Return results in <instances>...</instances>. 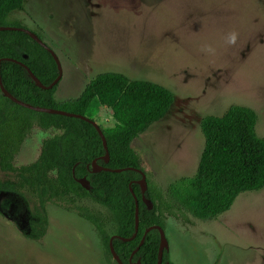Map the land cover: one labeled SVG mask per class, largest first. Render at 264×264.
<instances>
[{
    "label": "rangeland",
    "instance_id": "1",
    "mask_svg": "<svg viewBox=\"0 0 264 264\" xmlns=\"http://www.w3.org/2000/svg\"><path fill=\"white\" fill-rule=\"evenodd\" d=\"M11 19L55 54L56 101L75 98L103 72L171 91L166 114L130 143L167 200L165 189L195 171L202 117L219 116L230 105L246 107L264 139V0H23L6 22ZM93 120L102 129L114 124L104 106ZM48 135L32 126L13 164L32 162ZM45 209L48 224L38 241L23 235L25 207L0 212V264H110L90 223L55 204ZM163 221L173 264H264V187L238 194L214 219L182 211Z\"/></svg>",
    "mask_w": 264,
    "mask_h": 264
},
{
    "label": "trees",
    "instance_id": "2",
    "mask_svg": "<svg viewBox=\"0 0 264 264\" xmlns=\"http://www.w3.org/2000/svg\"><path fill=\"white\" fill-rule=\"evenodd\" d=\"M23 0H0V26L20 27L10 14L21 8ZM40 38L38 35H36ZM48 85L57 69L51 55L27 34L18 30H0V82L16 100L31 106L54 108L77 113L93 120L97 108H109L114 124L100 128L102 142L89 122L24 108L0 92V212L12 214L25 207L24 237L38 241L46 232L48 220L45 206L55 204L65 212L91 224L96 232L105 262L117 264H155L159 235L149 230L137 246L143 230L151 225L163 227L166 216L182 211L199 220H211L226 211L236 196L264 187V139L256 135V116L251 109L228 106L219 116L200 119L203 138L195 171L165 189L168 200L152 181L131 141L152 123L161 119L170 108L173 95L167 88L145 79H128L119 72H103L87 81L73 99L56 101ZM32 126L50 135L40 140L38 154L29 163L14 165V156ZM106 168L90 172V163ZM114 171L115 169H122ZM144 174V197L152 203L147 209L141 201L136 181ZM84 177L89 189L78 179ZM131 190V191H130ZM137 200V227L134 232V200ZM90 201L99 208L91 209ZM84 202V203H83ZM161 264H173L167 250L162 251Z\"/></svg>",
    "mask_w": 264,
    "mask_h": 264
},
{
    "label": "water",
    "instance_id": "3",
    "mask_svg": "<svg viewBox=\"0 0 264 264\" xmlns=\"http://www.w3.org/2000/svg\"><path fill=\"white\" fill-rule=\"evenodd\" d=\"M0 30H18V31L24 32L32 40H34L38 45H40L42 48H44L51 55L52 59L54 60L55 65H56V69H57V74H56L55 78L48 85H46V86L40 85L36 81L34 75L27 69V67L25 65L19 63L18 61H15V62H17L21 66H23L25 68L28 76L33 81H35L36 85L40 86L42 89H49V88H51L52 86H54L57 83V81H58V79L60 77V66H59V62H58L55 54L50 50V48L46 44H44L42 42V40L40 38H38L36 36V34H34L33 32H31V31H29V30H27L25 28H22V27H14V26H0ZM0 92H1V94L4 97L9 98L12 102H14V103H16V104H18V105H20V106H22L24 108H27V109H30V110H33V111H37V112H44V113H49V114H58V115H63V116H68V117H73V118H78V119L84 120L86 122H89L95 128V130H96V132H97V134H98V136H99V138H100V140L102 142V146H103V149H104V154L100 158L103 160V162H107V160H108V153H107V150H106L105 140H104L103 134L101 132V129L99 128V126L96 124V122L94 120L88 119L85 116L80 115V114H77V113L66 112L64 110L54 109V108H45V107L31 106L29 104L22 103V102L16 100L14 97H12L4 89V87L1 84V82H0ZM123 169H125V168L115 169L114 171H120V170H123ZM100 170H106V168H104L102 166H99L98 164L95 163L94 160L91 161V163H90V172H98ZM78 183L83 188L89 189L88 181L84 177L78 179ZM136 184L139 187L141 201L145 204V206H146L147 209H150L151 206H152V203H151V201L149 199L145 198L144 195H143V193H144V191L146 189V183H145L144 174L142 172H140V178L136 181ZM132 196H133V200H134V214H133V218H134V232H133L131 238L135 235L136 227H137V200H136V198H135V196L133 194H132ZM151 229H156L158 231V235H159V245H158V252H157V257H156L155 264H161L162 251L163 250H167V243H166V239H165L163 230L158 225H151V226H149V227H147V228H145L143 230V233H142V235H141V237L139 239V242H138L137 246L134 248V250L130 253V256L137 250L138 246L143 242L144 235L149 230H151ZM108 246H109V250H110L112 259L117 264H121L120 261L118 260L117 256L112 251V247L110 245V238H109V241H108ZM136 264H139V262L137 261Z\"/></svg>",
    "mask_w": 264,
    "mask_h": 264
},
{
    "label": "clouds",
    "instance_id": "4",
    "mask_svg": "<svg viewBox=\"0 0 264 264\" xmlns=\"http://www.w3.org/2000/svg\"><path fill=\"white\" fill-rule=\"evenodd\" d=\"M236 38H237V34L233 32L230 37V43H235Z\"/></svg>",
    "mask_w": 264,
    "mask_h": 264
},
{
    "label": "crops",
    "instance_id": "5",
    "mask_svg": "<svg viewBox=\"0 0 264 264\" xmlns=\"http://www.w3.org/2000/svg\"><path fill=\"white\" fill-rule=\"evenodd\" d=\"M167 243V242H166Z\"/></svg>",
    "mask_w": 264,
    "mask_h": 264
}]
</instances>
